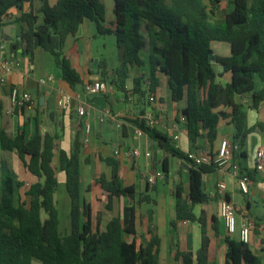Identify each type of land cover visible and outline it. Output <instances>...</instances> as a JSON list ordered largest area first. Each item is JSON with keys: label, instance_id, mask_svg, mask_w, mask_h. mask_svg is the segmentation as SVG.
Masks as SVG:
<instances>
[{"label": "trees", "instance_id": "16d2710c", "mask_svg": "<svg viewBox=\"0 0 264 264\" xmlns=\"http://www.w3.org/2000/svg\"><path fill=\"white\" fill-rule=\"evenodd\" d=\"M37 14L34 10L22 12L26 2L34 0H0V27L10 22L9 10L21 11L11 22L20 25L19 39L12 51L33 57L42 48L54 57L61 77L72 87L83 84L80 73L72 66L70 56L64 53L68 37L76 36L86 20L95 21L104 34H114L122 53L120 65L112 72L111 83L127 93L130 67L149 66V76L134 79V90L145 98L155 95L166 76L172 100L182 103L181 116L185 118L192 144L204 137L213 145L219 135L220 123L234 126L233 140L241 147L248 136L264 127L260 122L250 125L249 110H259L264 102V0H232L233 8L223 19H218L224 0H113L115 20L106 21L105 0H41ZM226 43L230 55L217 54L212 45ZM148 50L147 61L143 53ZM221 68L218 72L216 68ZM102 75L109 79L108 64L101 62ZM229 74L227 82L222 78ZM148 82V90L142 83ZM247 100L251 103L248 105ZM27 107L22 108V110ZM4 106L0 101V115ZM37 133L26 140L25 129L11 137L0 132L2 150L16 152L28 172L36 177L26 195L30 200L17 201L18 182L10 165L3 161L0 197V264H161L160 239L157 236L146 244L137 243L136 207L124 209L102 228L101 216L94 217L91 203L83 197L82 154L83 143L77 135L72 150H62L60 169L66 175V190L70 198V232H60V214L56 194L59 188L57 168L54 165L57 135L42 134L39 118ZM174 157L189 161L188 153L178 148L173 140L146 119L129 121ZM241 153H238V159ZM246 157L245 152L242 153ZM104 161L112 168L110 179L101 176L97 181L108 194L107 209H112L115 197L137 195L134 186H124L119 162L114 158ZM213 165L191 164L189 192L183 182L175 186L176 221L199 222L202 229L201 245L196 252H175L181 264H218L210 260L211 237L207 230L206 212L197 215V205L211 197L204 189V175L213 172ZM163 171L169 174V164ZM229 200V198H227ZM144 195L137 203L151 202ZM215 235L219 236L217 218L213 217ZM176 222L173 224L175 225ZM225 264H263L249 244L238 236H226Z\"/></svg>", "mask_w": 264, "mask_h": 264}, {"label": "crops", "instance_id": "0c3cea01", "mask_svg": "<svg viewBox=\"0 0 264 264\" xmlns=\"http://www.w3.org/2000/svg\"><path fill=\"white\" fill-rule=\"evenodd\" d=\"M58 0H50L55 4ZM223 5V3H222ZM42 6L41 0H34L33 3L26 2L23 5L22 12L34 10L37 14ZM8 19L10 22L0 27V78H5L4 83H0V101L4 106V112L0 115V132L7 131L11 137L17 136L20 129H25L26 140H31L37 133V119L40 122L42 134L47 132L57 135L54 165L57 168L59 188L56 194L59 214H61L60 194L64 198V214L70 223V198L66 190V175L60 169L59 155L62 150L70 152L77 135H80L83 143L82 154V190L84 199L91 203L94 217L101 216L102 228L104 229L113 217L123 215L124 209L131 205L136 207V229L137 243L139 246L146 245L154 236L160 239V261L161 264H181L175 259L177 249L181 251L196 252L201 245L202 229L199 222L176 221V198L174 189L177 184L183 182L186 193L189 192V174L191 163L178 158V167L172 172V158L170 153L166 152L148 135H140L137 128L129 121L138 117H145L153 111L158 120L155 127L162 130L173 143L185 153L196 150H208L216 152L223 138H233L234 126L226 121L220 123L219 135L213 145L209 144L207 139L200 137L195 144H192L188 136L186 123L181 120L182 103H175L172 100L171 90L166 76L161 77V86L156 94V103L149 101L151 93L142 98L134 90V79L149 76V66L130 67L129 79L127 81V93L124 98H120L116 91H120L117 86L111 83L113 74L109 79L104 80L102 69L99 63L93 60H86L84 63L78 47L74 46L71 56L72 66L80 73L83 84L72 87L68 82L57 75L54 70V57L43 50L37 48L33 57L23 53V49H18L17 53L12 51V45L19 39L20 25L11 20L20 16L21 11L13 7L9 10ZM86 20L80 27L78 33L86 32ZM92 23V21H91ZM92 31V26H88ZM73 42L80 41V34L72 36ZM229 47V45H228ZM2 59H15L21 62V67L10 73H5L1 66ZM147 61V57L144 58ZM56 64V63H55ZM109 72L115 70L110 69ZM218 72L221 68L217 67ZM53 76L46 84H40L41 79H47ZM230 78L226 74L221 80L227 82ZM104 81L107 84V91L104 93L90 95L85 93V85L88 82ZM18 86L28 90L33 97L32 107L12 109L11 88ZM148 90V82L142 83V90ZM116 90V91H115ZM122 92V91H121ZM72 96V101L65 107L58 106V98L61 94ZM124 93V92H123ZM249 105L251 102L247 100ZM121 102L126 104L121 107ZM116 103V104H115ZM83 104L87 109V116L80 117L77 114V107ZM110 110L117 118L123 122V127L118 128L116 123L108 120L104 123L99 121V116L105 111ZM250 125L264 123V102L259 110H249ZM91 123L89 134L85 132V122ZM111 127L115 130V135L109 139ZM162 129V130H161ZM174 135H179L175 140ZM199 139L204 141L202 145ZM88 140V141H87ZM110 140V141H109ZM111 142V143H109ZM113 143V144H112ZM260 149H264V127L251 133L246 143L240 149L238 163L242 173L248 174L252 180L250 193L244 195L241 192L238 181L230 172V167L225 169L214 168L213 172L204 175V189L210 195L211 199L204 204L197 205L195 212L200 215L202 209L206 212L207 230L211 237L210 260L217 261L218 264H225V255L227 251L225 238L228 233L224 227L220 215L222 198L217 195L218 184L220 180H225L227 184L226 197L233 202L238 209V232L234 236L239 237V230L244 216L256 221L257 227L252 233L251 247L256 254L261 256L264 264V219L253 214V206L259 203V197H264V171L256 170V155ZM132 150H139L141 155L137 159L130 158L125 153ZM119 151V154L116 152ZM245 152L246 157L242 155ZM105 158H114L119 162V172L124 186H134L137 195L134 199L130 197H115L113 199L112 209H107L108 194L102 189L97 181L101 176H107L110 179L112 168L104 161ZM143 159L144 171L138 169L137 165L132 166L136 161ZM6 161L15 172L18 182L23 185L16 189V199L20 201L30 198L26 195L30 185L36 182V177L26 170L20 161L16 152L4 151L0 145V197L2 180V163ZM165 163L169 164V174L163 171ZM132 166V167H131ZM139 166V164H138ZM162 171L164 177H156L155 182L149 180L155 176L156 172ZM159 180L164 181V189L160 190ZM144 195L149 196L152 201L138 204L137 201ZM62 200V199H61ZM257 205V204H256ZM68 208V209H67ZM213 217L217 218L219 236L215 235L212 226ZM174 222L175 225L173 224ZM70 225V224H69ZM71 226L69 228L70 232ZM68 232V233H69ZM67 233V234H68ZM222 250V254L219 253Z\"/></svg>", "mask_w": 264, "mask_h": 264}, {"label": "built area", "instance_id": "2783aa9c", "mask_svg": "<svg viewBox=\"0 0 264 264\" xmlns=\"http://www.w3.org/2000/svg\"><path fill=\"white\" fill-rule=\"evenodd\" d=\"M1 66L5 73H10L15 69L21 67V62L15 59H2ZM53 76L47 79H41L40 84H46L49 80H53ZM5 78H0V83H4ZM85 93L90 95H96L104 93L107 91V84L104 81L88 82L85 85ZM11 105L12 109L9 113L13 112L16 108L32 107L33 97L31 93L22 89L18 86H13L11 88ZM72 101V96L68 94H61L58 98V106L65 108ZM149 101L153 104L156 103V97L151 95ZM77 114L85 118L87 116L86 106L79 104L77 107ZM151 127H156L158 125L157 117L154 112H149L145 117ZM111 120L116 123L118 128L123 127V122L117 118L110 110L105 111L99 116V121L104 123ZM181 120L185 122V118L181 116ZM91 131V123L87 120L85 122V132L89 134ZM137 132L140 135L145 134L142 130L137 128ZM174 139H179V135H174ZM88 141V140H87ZM240 152V145L234 142L233 138H223L220 142V146L216 152H211L208 150H196L188 153L189 161L192 165H213L218 169H225L227 166L230 167V172L233 177L238 181L241 192L244 195L250 193V186L252 185V180L248 174L242 173L240 168V163H238V153ZM119 154V151L116 152ZM127 156L133 159L140 157L141 152L139 150H132L125 153ZM256 170L264 171V149H260L256 155ZM156 177H164L162 171L156 172L155 176L150 178V182L154 183ZM227 184L225 180H220L217 189V195L222 198L220 215L224 223V227L229 236H234L238 232V209L237 206L227 199L226 195ZM257 223L254 219L244 216L240 230L239 238L246 244L251 246L252 244V233L255 232Z\"/></svg>", "mask_w": 264, "mask_h": 264}, {"label": "rangeland", "instance_id": "374dc122", "mask_svg": "<svg viewBox=\"0 0 264 264\" xmlns=\"http://www.w3.org/2000/svg\"><path fill=\"white\" fill-rule=\"evenodd\" d=\"M105 5H106V21L103 25L109 27L111 26L112 21L115 20V14H114L115 4L113 0H105ZM232 8H233L232 0H224L221 10L218 14V19H223L226 13L231 11ZM87 22L88 23L86 25V32L82 31L81 33L80 31V33H77L76 35L78 36L80 34V41H76L75 43L73 42L74 39H72L73 38L72 36L68 37L65 47H64V53L67 55H70L74 51V46L76 44V46L78 47V51L81 54V57L83 58L84 63L88 59L99 63V65L101 64V62L104 61L108 64V67L110 69L112 68L116 69L120 65L121 60H122V53L117 46L116 36L114 34L101 33L95 21H92V23L91 21H87ZM88 26H92L93 28L92 31H90ZM212 47L214 51L219 55L227 56V55H230L231 53L230 47H228V44L226 43L215 42L212 45ZM147 53H148V50H146L143 53V56L147 57L148 55ZM70 60H72L71 56H70ZM53 67L57 75H61V71L56 66L55 63ZM116 93L120 98H124L125 96V93L121 91H116ZM120 105L121 107L126 106L124 102H121ZM116 129H117L116 127H111V134L109 135V139L112 138L116 134L115 133ZM117 130H120V129H117ZM162 132L164 131L162 130ZM199 141L202 145L205 144V142L204 141L202 142L201 139H199ZM171 158H172V172H173V170H175L178 167V158L177 157H171ZM134 165H137L138 169H140L141 171H144L143 159H141L138 162L135 161L132 164V166ZM164 186H165L164 181L159 180L160 190H163ZM59 196H60V207H61L59 228H60V232L65 235L69 232L70 223H69V220L67 219V216L63 212L64 198L62 197V194H60ZM17 201L19 202V199H17ZM25 201H28V200H25ZM258 201L259 203H256L257 205L255 204L253 206L254 208L253 214H255V216H258L264 219V197L262 196L259 197ZM69 219H70V216H69ZM219 253L222 254V250H219ZM33 264H42V263L39 260H34Z\"/></svg>", "mask_w": 264, "mask_h": 264}]
</instances>
